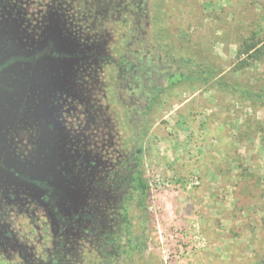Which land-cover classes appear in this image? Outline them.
I'll return each mask as SVG.
<instances>
[{"label":"flooded vegetation","instance_id":"flooded-vegetation-1","mask_svg":"<svg viewBox=\"0 0 264 264\" xmlns=\"http://www.w3.org/2000/svg\"><path fill=\"white\" fill-rule=\"evenodd\" d=\"M44 1L0 0V264L51 263L70 233L93 242L95 264H144L128 261L144 247L132 181L144 179L149 94L178 65L120 20L117 0L77 3L86 29L114 19L120 33L98 41L69 19L73 3Z\"/></svg>","mask_w":264,"mask_h":264},{"label":"rangeland","instance_id":"rangeland-1","mask_svg":"<svg viewBox=\"0 0 264 264\" xmlns=\"http://www.w3.org/2000/svg\"><path fill=\"white\" fill-rule=\"evenodd\" d=\"M35 1L37 8L45 5L44 0ZM81 1L68 0V4ZM117 1L118 12L123 13L120 20L131 17L132 27L137 28L133 33L138 32L150 48L158 47L161 36L152 19L157 0ZM104 2L108 5L113 0ZM170 3L172 34L183 40V47L192 45L195 54H206L207 61L220 67L225 84L240 88L264 78V50L258 62L241 73L232 72L242 58H237L241 43L253 32L255 42L264 44V0ZM75 7L68 16L79 20L85 38L94 36L98 41L120 33L109 25L112 18H100L103 26L99 29H86L89 14L82 15L81 5ZM100 12L103 17L104 11ZM115 13L114 8L109 10L110 15ZM107 47L112 54L120 48L112 38ZM177 65L183 73L196 69L193 64ZM109 100L113 102L112 97ZM148 124L144 179L149 186L150 214H144L141 258L132 254L128 261L251 264L264 257V105L232 97L224 90L215 93L212 82L194 90L179 85L165 91L149 113L144 111V126ZM138 233L137 227L133 236L137 238ZM67 237L51 263H35L95 264V255L88 249L93 243L90 239L81 240L87 238L77 233Z\"/></svg>","mask_w":264,"mask_h":264},{"label":"trees","instance_id":"trees-1","mask_svg":"<svg viewBox=\"0 0 264 264\" xmlns=\"http://www.w3.org/2000/svg\"><path fill=\"white\" fill-rule=\"evenodd\" d=\"M170 1L171 0H157L158 6L155 8L152 16L154 24L156 25V30L161 36L157 37L159 50L164 55H167L171 61L177 64L180 62L184 65L193 64L196 66V69L194 71L186 73L180 72L179 74L169 76L170 83L167 84V86L163 87L158 92L149 94L148 105L145 110L146 113L151 111L153 105L157 102L159 97L168 89L179 85H186L191 90H194L197 86L208 85L211 82L214 85L215 93H219L224 90L228 91L232 97H240L244 101L264 105V78L259 80L254 79L253 83H247L240 86V88L225 84L223 76H220L223 71L214 63L211 64L209 60L207 61L206 59L208 56L206 54H195V52H193L192 45L183 47V40L176 36V34H172L169 27V23L174 17L173 14H171L172 8ZM77 3L78 2H73L75 6H77ZM255 33L256 32H253L248 40L241 43V47L237 51V58H242H240L238 65L232 70L233 73L243 72V70H246L252 64L258 62L262 57L264 44L262 41L255 42ZM164 48L166 49L164 50ZM149 124L144 126V133L147 132ZM133 177V193H137L140 204L144 206V214H150L147 210V200L149 199V186L147 181L140 178L138 173H135ZM146 219L147 218H145V220ZM251 264H264V257L256 259Z\"/></svg>","mask_w":264,"mask_h":264}]
</instances>
